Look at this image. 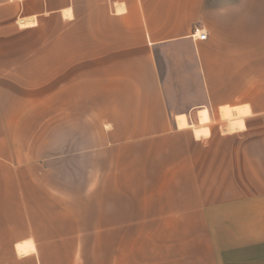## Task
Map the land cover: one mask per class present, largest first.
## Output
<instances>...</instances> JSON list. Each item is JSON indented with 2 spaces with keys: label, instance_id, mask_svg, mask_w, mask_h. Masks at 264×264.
<instances>
[{
  "label": "crops",
  "instance_id": "0c3cea01",
  "mask_svg": "<svg viewBox=\"0 0 264 264\" xmlns=\"http://www.w3.org/2000/svg\"><path fill=\"white\" fill-rule=\"evenodd\" d=\"M220 108L264 118V0H0V264H264V135Z\"/></svg>",
  "mask_w": 264,
  "mask_h": 264
},
{
  "label": "rangeland",
  "instance_id": "374dc122",
  "mask_svg": "<svg viewBox=\"0 0 264 264\" xmlns=\"http://www.w3.org/2000/svg\"><path fill=\"white\" fill-rule=\"evenodd\" d=\"M32 82L33 81L28 82V87H31ZM36 93H38V92H36ZM36 93H35V96L37 98ZM221 109L222 108H220V110L218 112H216V116L212 118V122H208L205 124V126L213 127V129L211 131L212 134H214V135H226L229 133L231 135H245L249 132L250 134L264 135V118H260V117L256 118L254 121H252L253 124L251 123V125H250L251 128L245 132L239 131L236 134L233 132V131H235L234 129L233 130L225 129L226 126H228L230 119L233 117H232V115L231 116L226 115L225 114L226 110H224L221 113ZM196 116H197V114H196ZM53 117H54V115H50L47 113H40V112L31 113L29 122L35 123V122H38L42 119L50 121ZM191 117L194 119V115H191ZM193 122H194V124H196V126H199V125L201 126V124L197 120L194 119ZM37 126L38 125L32 126L29 129L31 132V135L34 134V135L38 136L39 131L42 132L45 129L44 126H42L41 129ZM203 127L204 126H201V128H203ZM204 136H206V135H204ZM34 169L36 170V168H34ZM31 171H34V170H32V168H31ZM40 177H42L43 181L39 180V176H31L30 179H31V181H36L38 183H44V184H50V183L55 182L50 177H46V176H40ZM105 244H107L106 245V247H107L108 245H110V241H105L104 245ZM106 247L105 248L103 247V249H102V242H100L99 240L90 238L87 241L86 249L84 250L83 247H81V250H79V253L81 252L79 258L82 259L80 264H84L85 261H86V264H119L120 256L118 253V248H115V249L110 248L109 250H106ZM149 251H151V250L150 249L147 250V248H145L144 252L147 254H143V256H141V258L143 260H147L146 264H149L148 261H150L151 259L156 260L158 258L157 256H153L152 254H149ZM83 259H85V261H83Z\"/></svg>",
  "mask_w": 264,
  "mask_h": 264
},
{
  "label": "built area",
  "instance_id": "2783aa9c",
  "mask_svg": "<svg viewBox=\"0 0 264 264\" xmlns=\"http://www.w3.org/2000/svg\"><path fill=\"white\" fill-rule=\"evenodd\" d=\"M193 37L195 39L199 40H205L208 37V33L205 31V29L201 26H196L192 33Z\"/></svg>",
  "mask_w": 264,
  "mask_h": 264
},
{
  "label": "bare ground",
  "instance_id": "6f19581e",
  "mask_svg": "<svg viewBox=\"0 0 264 264\" xmlns=\"http://www.w3.org/2000/svg\"><path fill=\"white\" fill-rule=\"evenodd\" d=\"M225 110H226L225 111V114L226 115H230V116L232 115L233 116L232 110H230V108L225 109ZM177 122H178L179 127H186V126H188V120H187L186 115H179L177 117ZM21 250L23 251L24 249H21Z\"/></svg>",
  "mask_w": 264,
  "mask_h": 264
}]
</instances>
